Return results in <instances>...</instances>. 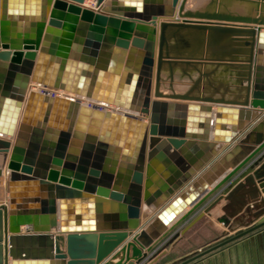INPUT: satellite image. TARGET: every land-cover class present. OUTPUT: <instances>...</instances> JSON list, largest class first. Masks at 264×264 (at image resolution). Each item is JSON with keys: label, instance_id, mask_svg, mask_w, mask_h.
<instances>
[{"label": "water", "instance_id": "1", "mask_svg": "<svg viewBox=\"0 0 264 264\" xmlns=\"http://www.w3.org/2000/svg\"><path fill=\"white\" fill-rule=\"evenodd\" d=\"M91 1L93 7L85 0H0V189L6 192L0 199V264H108L120 255L116 264H155L199 221L223 224L221 242L177 263L190 264L264 227V134L252 136L260 128L264 133V0H209L198 10H186L188 0ZM234 4L243 15L227 11ZM105 49L121 56L119 65L114 76L91 82L90 92L83 91L87 78L60 73L80 68L65 61L68 56L87 61ZM126 55L141 65L123 67ZM194 59L241 63L243 98L159 92L166 67L171 75L173 66L200 64L189 62ZM29 83L125 111L27 93ZM249 106L260 112L237 108ZM171 109L182 110L183 120L171 119ZM128 126L126 145L135 144L115 172ZM205 149L210 154L198 163ZM174 158L188 173L176 183L169 179L163 195L149 196L147 183L142 189L144 166L149 177L159 163L167 178ZM229 168L210 190L201 184ZM142 201L151 212L157 208L153 215L142 216Z\"/></svg>", "mask_w": 264, "mask_h": 264}, {"label": "crops", "instance_id": "2", "mask_svg": "<svg viewBox=\"0 0 264 264\" xmlns=\"http://www.w3.org/2000/svg\"><path fill=\"white\" fill-rule=\"evenodd\" d=\"M209 2V0H188L185 6L186 10H198L201 9L203 7H205L207 5V3ZM85 6L88 7H93L94 2L91 0H85L84 2ZM104 5H109V1H105ZM235 5V4H234ZM232 7H228L227 11L231 12V13H235L236 15H243L244 14V9L238 7L237 5ZM222 12H224V8H220ZM75 37H77V34H74ZM73 36V37H74ZM173 42V40L171 39V43ZM170 43V44H171ZM220 48L225 50V44H227L226 41V37L222 36V38L220 39ZM72 46H74V43H72ZM190 46V44H189ZM189 49V48H188ZM190 50V49H189ZM72 51V49L70 50V52ZM239 52V51H238ZM173 55H181L183 53L179 52L177 54L175 53H171ZM189 58H195V57H211V56H191L190 53L187 54ZM78 59L74 60L73 58H71V56H68L67 59H65V61L68 62H75L80 64V68H74L76 69L75 72H71L69 70L65 71L62 70L60 73L61 74H69L71 76L74 77H85L87 78V82H86V88L83 90L85 93L90 92L89 87L91 85V82L94 84H98L99 82L97 81L99 78H108L111 76H114V72L117 69L119 62H120V58L121 56L119 54H115L112 51L109 50H102L99 56H96L95 58H92L90 56H87V61H84L82 58V56H77ZM175 57H180V56H175ZM219 57L220 60H226L225 58H227V56H216ZM235 58H241V56H234ZM90 60L93 61V64H90ZM189 62H200V64H196V68L194 66H173V71L172 74L170 75L167 67H166V71L163 72L161 74V81H160V86H159V92H161L162 94H178V95H182V94H187L190 96H209V97H214L216 99H225V100H239L241 98H243V91H242V87L241 85L238 83V80L244 75V69L242 66H240L241 63L239 62H234V63H230V64H234L231 65L232 67H230L227 61H216V62H212V61H205V60H189ZM140 62L137 61V56H134L133 58H129L128 55L123 57V67H127L130 69H134L137 66H140ZM65 66V65H64ZM71 66H69L70 68ZM68 68V69H69ZM198 70V71H196ZM31 83H29L30 85ZM34 85L31 84V92L37 93V90H39L38 88H34ZM246 86V83H243V87ZM153 88V86H152ZM141 89V88H140ZM153 90V89H152ZM129 92V91H128ZM58 96L62 95V92H58ZM152 93V91H151ZM137 94H140V91L137 92ZM82 96V95H81ZM81 101L80 105L81 106H85V104L89 101L87 99H79ZM92 100V99H90ZM159 102H166L169 104H178V105H186L190 102H183V101H173V100H168V99H156ZM251 101V99H250ZM100 104V103H97ZM213 110H215V105H212ZM108 108L111 109H117L115 107L109 106ZM239 109H243L246 111H252V112H260L259 109H252L250 106L249 107H237ZM169 114H171V119L173 120H178L181 121L183 120L182 115H183V111L182 110H176V109H171L168 111ZM261 120V119H260ZM260 120H257L256 122H254L252 124V128L254 126H257L260 122ZM20 120L17 123V126L15 128V133L17 132V127L19 125ZM261 127V126H260ZM227 129H229L230 127L227 126ZM252 128H250L249 130H251ZM128 132H129V126L126 127L125 129V137L126 139L124 140V144L119 148L120 153H118V159H117V163L115 164V172H117L118 168H119V164L121 162V156H123V154L127 155L128 152H130V154L132 153V146L135 144V142L130 146V145H126L127 143V138H128ZM249 132V131H248ZM264 133L262 131V129L260 128L258 131H253V140H256L257 136L260 135L262 136ZM30 136V135H29ZM28 136V138H29ZM213 132L209 131V139L208 142L212 143L213 142ZM2 139L4 140H9L11 141V143H13V138H9V137H2ZM30 139V138H29ZM28 141V140H27ZM256 146L254 145L253 148H255ZM12 148V147H11ZM110 151V148L108 147L107 152ZM111 155H115L114 150L110 151ZM172 152V151H171ZM241 152V151H240ZM238 152V154L240 153ZM11 153V149L10 152L8 154V158L7 161L9 159V155ZM109 154V153H107ZM129 154V155H130ZM203 157L201 160L198 161L201 162L204 160V158H206L209 154L210 151L205 149L204 153H203ZM236 154V155H238ZM97 155L96 153V149L93 150L92 154H91V163H90V167L91 164L94 163V157ZM235 155V157H236ZM179 158H181V160L184 162L183 164H185L187 166V162L186 160H184L182 158V156L180 154H178ZM132 158V155L130 156ZM179 158H174L173 160H171V167L173 168V171H168V175L167 178L164 177V173H165V169L163 168L162 170H158V167L161 166L159 163L157 164V168L156 166H152L153 169V173H151V175L149 177L145 176V166H144V179H143V187L142 189L145 187L146 183H147V187H148V194L149 196H154V194L156 192H160L161 195H163L166 192V189L170 188V185L168 184V180L171 179L173 183H176L178 181H181V178H183V176L185 174L188 173V171H186L185 173L181 171V167H182V163H180V159ZM129 163V162H128ZM184 166V165H183ZM223 168V166L221 167ZM224 169V168H223ZM191 170V169H190ZM207 169H205L206 171ZM204 171V172H205ZM231 171V168L225 170V172L220 176L217 177L215 173H212L209 176H206L205 179H202V185H207V190H210L212 188V186H214L218 181H220L223 176H225V174L229 173ZM204 172H202V174H205ZM199 173V172H198ZM196 173V174H198ZM202 174L198 175L199 177L194 178L192 180L191 183H189L187 185V187H185V189H187L188 187L192 186V184L194 182H197L198 178H201ZM177 175V176H176ZM212 178H217L216 181L212 184V185H208L207 182L208 180L212 179ZM202 185L199 184V186L202 189ZM5 189V188H4ZM3 189V190H4ZM184 189V190H185ZM6 194L5 190H4V195ZM177 198V195L175 196ZM174 197V198H175ZM144 198V192L142 190V199ZM247 198V197H246ZM144 200V199H143ZM156 200V199H155ZM155 201L151 202V205H154ZM55 204L59 205V201L56 199L55 200ZM222 204H224V202H222ZM190 207L187 206V208L185 209L186 212L187 210H189ZM155 210H157V208H155ZM154 210V211H155ZM153 212H151L149 210V208L144 204V201H142L141 203V214L143 216V214H148L151 216L153 215ZM217 216H220L221 213L219 211H216ZM214 216H216L213 213ZM94 216V215H93ZM20 218L21 216L16 215V218ZM22 218V217H21ZM207 220L211 221L213 219L211 218H207ZM59 222V221H58ZM206 222V220H205ZM202 225V224H201ZM201 225L195 227L193 230L189 231V233H187L185 236L186 238L182 241H180V244L185 243L188 239H190L191 235L196 232V231H202L201 229L203 228ZM169 226V225H168ZM21 231L25 230V227H20ZM40 248H38V246H36L34 248V250H38ZM173 249V248H172ZM177 248H174L173 250H168L166 249L167 253L166 255L162 256L157 263L155 264H164L165 260L167 258H170L171 255L173 253H175V251ZM208 255V254H207ZM130 256H131V252H130ZM217 256V254H210L202 259H198L199 261L197 262H192L190 264H198V263H202L203 261L206 260H211L212 257ZM121 260H123L122 256L120 255L119 257ZM119 258L116 260H109L108 264H116L119 261ZM130 261L132 260L131 257L129 259ZM126 259L124 260L123 263L121 264H125ZM149 261L144 262L143 264H148Z\"/></svg>", "mask_w": 264, "mask_h": 264}, {"label": "rangeland", "instance_id": "3", "mask_svg": "<svg viewBox=\"0 0 264 264\" xmlns=\"http://www.w3.org/2000/svg\"><path fill=\"white\" fill-rule=\"evenodd\" d=\"M208 221L201 220L188 230L187 233L201 224L203 227L202 231L194 232L185 243L180 244V241L184 240L186 236L182 240L177 241L173 247V249L177 248V251L170 258H167L164 264H177L221 242L223 240L222 232L226 231L223 224L217 223L215 220ZM233 234H228V236H232ZM168 248L169 250H173L171 247ZM214 252L217 256H213L211 260L198 264H264V227L228 243L208 255L214 254ZM199 260L197 259L194 262Z\"/></svg>", "mask_w": 264, "mask_h": 264}, {"label": "built area", "instance_id": "4", "mask_svg": "<svg viewBox=\"0 0 264 264\" xmlns=\"http://www.w3.org/2000/svg\"><path fill=\"white\" fill-rule=\"evenodd\" d=\"M58 92H59L58 90H50V89H47V88H40L39 90H37L38 94H42V95H45V96H48V97H51V98L57 97L58 94H59ZM62 95L63 96H68V94H66V93H63ZM74 97H77V96H74ZM85 107H87V108H89L91 110H99V111H102V112L109 111L108 106H106L103 103L97 104V102L93 101V100H89L85 104Z\"/></svg>", "mask_w": 264, "mask_h": 264}, {"label": "bare ground", "instance_id": "5", "mask_svg": "<svg viewBox=\"0 0 264 264\" xmlns=\"http://www.w3.org/2000/svg\"><path fill=\"white\" fill-rule=\"evenodd\" d=\"M85 5V4H84ZM88 7V6H87ZM32 85H34L33 87L34 88H38V89H40V88H43V87H41V86H37V85H35L34 83H31ZM31 84L30 85H28V89H27V93H29V92H31ZM47 89H50V88H47ZM50 90H55V89H50ZM59 92H62V94L63 93H66V92H64L63 90H58ZM34 93V92H33ZM66 94H68V96H63V95H61V96H57L56 98H63V99H65V98H68V99H73V100H75L76 102H78V104H79V106H81L80 105V103H81V101L79 100V99H87L88 100V98H86L85 96H81L80 94H73V93H66ZM74 96H77V97H74ZM90 100V99H89ZM93 101H96L97 103H102V102H100V101H97V100H94V99H92ZM106 105V104H105ZM106 106H111V105H106ZM112 107H114V106H112ZM116 108V107H115ZM110 109V108H109ZM109 111H111V112H117V111H125L124 109H121V108H117V109H111V110H109ZM132 114H135L134 112H131ZM0 199H4V193H3V191L0 189Z\"/></svg>", "mask_w": 264, "mask_h": 264}, {"label": "trees", "instance_id": "6", "mask_svg": "<svg viewBox=\"0 0 264 264\" xmlns=\"http://www.w3.org/2000/svg\"><path fill=\"white\" fill-rule=\"evenodd\" d=\"M200 259V258H199Z\"/></svg>", "mask_w": 264, "mask_h": 264}]
</instances>
